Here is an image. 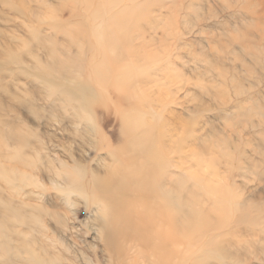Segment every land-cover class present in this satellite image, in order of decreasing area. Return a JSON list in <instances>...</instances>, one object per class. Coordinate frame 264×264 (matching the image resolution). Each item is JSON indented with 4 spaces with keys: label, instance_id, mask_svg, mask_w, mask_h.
Wrapping results in <instances>:
<instances>
[{
    "label": "rangeland",
    "instance_id": "374dc122",
    "mask_svg": "<svg viewBox=\"0 0 264 264\" xmlns=\"http://www.w3.org/2000/svg\"><path fill=\"white\" fill-rule=\"evenodd\" d=\"M5 238L0 264H264V0H0Z\"/></svg>",
    "mask_w": 264,
    "mask_h": 264
},
{
    "label": "bare ground",
    "instance_id": "6f19581e",
    "mask_svg": "<svg viewBox=\"0 0 264 264\" xmlns=\"http://www.w3.org/2000/svg\"><path fill=\"white\" fill-rule=\"evenodd\" d=\"M107 9H108V8H107ZM99 14H100V13H99ZM112 28H113V27H112ZM58 75H60V74H58ZM47 80H48V79H47ZM47 82H48V81H47ZM61 86H62V85H61ZM63 88H64V87H63ZM65 91H66V90H65ZM80 91H81V90H80ZM66 92H67V91H66ZM55 93H56V92H55ZM57 93H58V92H57ZM60 93H61V92H60ZM61 97H62V96H61ZM73 98H74V97H73ZM73 98H71V99H73ZM63 99H65V98H63ZM66 101L69 102V101H70V98L67 97V98L64 100V102H66ZM83 104H84V103H83ZM81 106H82V104H81ZM75 109H76V108H75ZM147 130H148V129H147ZM145 131H146V130H145ZM145 131H144V134H145ZM134 134H135V133H134ZM154 135H155V134H154ZM136 136H137V134H136ZM140 136H141V135H140ZM140 136H139V137H140ZM142 136H143V134H142ZM132 139L134 140V139H136V138H133V137H132ZM155 139H156V138H155ZM155 139H154V140H155ZM154 140H151V141H154ZM139 141H140V140H139ZM128 144H129V143H128ZM149 144H151V143H149ZM141 145H142V144H141ZM147 145H148V144H147ZM143 146H144V145H143ZM152 147H153V146H152ZM138 148H139V147H138ZM131 149H132V148H131ZM140 150H141V149H140ZM148 150H149V149H148ZM132 151H133V150H132ZM140 152H141V151H140ZM142 154H143V152H142ZM144 154H145V153H144ZM150 154H151V152H150ZM137 155H138V154H137ZM145 155H146V154H145ZM153 155H155V154H153ZM147 156H148V155H147ZM149 156H151V155H149ZM140 157H141V154H140ZM145 158H146V157H145ZM148 158H150V157H148ZM127 159H128V158H127ZM139 159H140V158H139ZM139 159H138V160H139ZM23 160H24V159H23ZM143 160H144V159H143ZM140 161H141V160H140ZM140 161H139V163H140ZM145 161H147V160H145ZM150 161L152 162V160H150ZM155 161H156V160H154L153 162L155 163ZM141 162H142V161H141ZM136 163L138 164V162H136ZM148 163H149V162H148ZM127 164H128V163H127ZM147 165H150V163L147 164ZM142 166H143V164H142ZM144 166H146V165L144 164ZM151 166H153V165H151ZM151 166H150V167H151ZM155 166H156V165H155ZM150 167H149V169H151ZM77 168H78V167H77ZM130 168H131V167H130ZM133 168H134V167H133ZM135 168H136V167H135ZM143 168H146V167H143ZM152 168H153V167H152ZM74 169H76V167H74ZM132 170H135V169H132ZM136 170H138V169H136ZM75 171H76V170H75ZM143 171H144V170H143ZM154 171L156 172V167H155V170H154ZM154 171H153V173H150V174H151V175L154 174ZM165 171H166V170H165ZM60 172H61V171H60ZM139 172H140V171H139ZM149 172H151V171H149ZM161 172H162V171H161ZM161 172H160V173H161ZM75 173H76V172H75ZM108 173H109V172H108ZM145 173H147V172H145ZM163 173H165V172H163ZM167 173H168V172H167ZM78 174H79V173H78ZM129 174H130V173H129ZM136 174H137V171H136ZM161 174H162V173H161ZM76 175H77V174H76ZM138 175H139V174H138ZM145 175H146V174H145ZM145 175H144V176H145ZM151 175H150V176H151ZM163 175H164V174H163ZM163 175H162V176H163ZM62 176H64V175H62ZM73 176H74V175H73ZM79 176H81V174H79ZM150 176H149V178H150ZM155 176H156V175H155ZM155 176H154V178H155ZM159 176H160V174H159ZM165 176H166V175H165ZM165 176H164V177H165ZM168 176H169V175H168ZM160 177H161V176H160ZM63 178H65V177H63ZM77 178H78V176H77ZM77 178L71 179L70 181L67 179V180H68V183H69V184L72 183L71 185H73V188H75V189H76V188L78 189L77 186H80V185H77V183H76V182L79 180V178H78V179H77ZM96 178H97V177H96ZM139 178L142 179L140 176H139ZM145 178H146V177H145ZM154 178H153V179H154ZM84 179H85V178H84ZM84 179H83V180H84ZM151 179H152V177H151ZM156 179H157V177H156ZM158 179H159V177H158ZM166 179L169 180L168 177H167ZM170 179H171V178H170ZM93 180H94V178L92 179V181H93ZM107 180H108V179H107ZM137 180H139V179H137ZM147 180H148V179H147ZM147 180H146V181H147ZM161 180H164V179L162 178ZM168 180H167V182H168ZM171 180H173V178H172ZM139 181H140V182H141V181L143 182V179H142V180H139ZM139 181H138V183H139ZM177 181H178V180H177ZM66 182H67V181H66ZM82 182H83V181H82ZM84 182H85V181H84ZM96 182H98V179H97V181H94V182H93V183H94V186L97 187V183H96ZM105 182H106V181H104V183L102 182L103 184H102V183L100 184V182H99V184L102 185V186H100V188L102 187L103 190H108V189H109V188H108V185H109V184H107L108 182H107V183H105ZM152 182H153V181H152ZM152 182H151V184H152ZM160 182H161V181H160ZM167 182H166V183H167ZM171 182H172V181H171ZM179 182H180V181H179ZM179 182H178V183L176 182V183L179 184ZM116 183H117V182H116ZM156 183H157V181H156ZM156 183L154 184L155 187L158 186V185H157L158 183H157V184H156ZM162 183H164V182H162ZM168 183H169V182H168ZM197 183H198V181H197ZM64 184H66V183H64ZM81 184H82V183H81ZM95 184H96V185H95ZM118 184H119V183H118ZM144 184H145V182H144ZM147 184H149L148 181H147ZM147 184H146V187H147ZM172 184H173V183H172ZM84 185H85V184H84ZM88 185H89V183H88ZM90 185H91V184H90ZM142 185H143V184H142ZM152 185H153V184H152ZM156 185H157V186H156ZM175 185H176V184H175ZM179 185H181V184H179ZM81 186H82V185H81ZM85 186H86V185H85ZM120 186H121V185H120ZM120 186H119V187H120ZM136 186H139V185H136ZM164 186H165V185H164ZM166 186H167V185H166ZM166 186H165V188H166ZM172 186H173V185H172ZM181 186H182V185H181ZM195 186H197V185H195ZM65 187H67V184H66ZM83 187H84V186H83ZM96 187H95V188H96ZM148 187H149V185H148ZM173 187H174V186H173ZM176 187H178V186H176ZM86 188H87V187H86ZM98 188H99V187H97V189H96L97 191H98ZM100 188H99V190H101ZM120 188H121V187H120ZM157 188H158V187H157ZM174 188H175V187H174ZM179 188H180V186H179L177 189H179ZM81 189H82V188H81ZM122 189H123V188H122ZM122 189H121V190H122ZM124 189H125V188H124ZM143 189H145V187H144ZM169 189H172V187H171V188L169 187ZM88 190H89V189H88ZM96 190H95V191H96ZM103 190H102V192H103ZM113 190H114V189H113ZM116 190H117V187H116ZM118 190H120V189H118ZM145 190H146V189H145ZM153 190H154V189H153ZM158 190H160V189H158ZM180 190H181V188H180ZM183 190H184V189H183ZM67 191H69V190H67ZM73 191H74V190H73ZM80 191H82V190H80ZM80 191H79V192H80ZM84 191H85V189H84ZM76 192H78V191H76ZM89 192H90V191H89ZM107 192H109V191H107ZM168 192H169V191H168ZM176 192H178V190H176ZM95 193H96V192H95ZM95 193H94V194H95ZM109 193H110V192H109ZM166 193H167V192H166ZM173 193H174V192H173ZM89 194H90V193H89ZM96 194H97V193H96ZM103 194H104V193H103ZM116 194H119V193H116ZM180 194H182V193H179V195H180ZM101 195H102V194H101ZM104 195H105V194H104ZM119 195H120V194H119ZM121 195H122V193H121ZM123 195H124V194H123ZM149 195H150V188H149ZM153 195H154V193H153ZM160 195H161V194H160ZM83 196H84V195H83ZM86 196H87V193H86ZM99 196H100V195H99ZM108 196H109V195H108ZM108 196H106V199H105L106 201H109V200L107 199ZM150 196H151V195H150ZM157 196H158V195H157ZM89 197H92V196L90 195ZM97 197H98V195H97ZM112 197H113V196H112ZM112 197H111V198H112ZM114 197H115V195H114ZM126 197H127V196L124 195V198H126ZM128 197H129V196H128ZM171 197H172V195H171ZM173 197H175V196H173ZM177 197H178V196H177ZM181 197H182V196H181ZM68 198H69V197H68ZM87 198H88V197H87ZM109 198H110V197H109ZM121 198H123V197L121 196ZM153 198H154V197H153ZM162 198H164V197H162ZM162 198H161V199H162ZM178 198H179V197H178ZM178 198H177V201H174V203L179 202V199H178ZM91 199H92V198H91ZM100 199H101V198H100ZM117 199H118V198H117ZM68 200H69V199H68ZM105 200H104V201H105ZM124 200H125V199H124ZM129 200H131V199H129ZM132 200H133V199H132ZM142 200H143V199H142ZM155 200H156V198H155ZM158 200H159V198H158ZM173 200H174V199H173ZM91 201H92V200H91ZM104 201H103V204H102V205H104V203L108 204L107 202H104ZM115 201H116V200H115ZM120 201H122V200H120ZM160 201H161V200H160ZM184 201H185V200H184ZM110 202H111V200H110ZM116 202H117V201H116ZM133 202H134V201H133ZM138 202H139V201H138ZM151 202H152V201H151ZM161 202H162V201H161ZM169 202H170V201H169ZM172 202H173V201H172ZM172 202H171V203H172ZM181 202H182V201H181ZM135 203H136V200H135ZM171 203H170V204H171ZM90 204H92V203H90ZM95 204H96V203H95ZM111 204H112V203H111ZM113 204H114L113 206H114V208H115V205H116V204H115L114 202H113ZM130 204H131V203H130ZM132 204H133V203H132ZM162 204H164V203H162ZM172 204H173V203H172ZM172 204H171L172 207H173V205L176 206L175 204H173V205H172ZM186 204H187V203H186ZM188 204H189V203H188ZM108 205H109V204H108ZM133 205H134V204H133ZM138 205H139V204H138ZM156 205H157V204H156ZM113 206H111V208H113ZM141 206H143V205L141 204L139 208H141ZM168 206H170V205H168ZM177 206H178V205H177ZM180 206H182V205H179L178 208H180ZM172 207H171V209H172ZM184 207H185V205H184ZM186 207H187V206H186ZM189 207H190V206H188V208H189ZM104 208H105V207H104ZM104 208H103V209H104ZM120 208H121V207H120ZM124 208H125V207H124ZM182 208H183V207H182ZM106 209H108V208H106ZM106 209H104L105 212H106ZM152 209H153V208H152ZM152 209H151L150 211H152ZM158 209H159V208H157V210H158ZM164 209H165V208H164ZM174 209H176L175 211H177V207H173L172 210L174 211ZM186 209H187V208H186ZM99 210H100V209H99ZM111 210L113 211V209H111ZM131 210H132V209H131ZM145 210H148V209H145ZM169 210H170V207H169ZM169 210H168V212H169ZM182 210H183V209H182ZM101 211H102V210H100V212H101ZM107 211L109 212L110 210H107ZM134 211H135V213H136V210H135V209H134ZM141 211H142V210H141ZM154 211H156L155 208H154ZM154 211H153V212H154ZM162 211H163V210H162ZM132 212H133V211H132ZM148 212H149V211H146V214H142V215H141V213H140V216L137 215V214H136V215H137L138 217H140L139 220H142L141 217L144 216V215H146V216L148 217V219H149L151 213L149 212V213H150V214H149ZM170 212H171V211H170ZM178 212H179V211H178ZM178 212H177V214L179 215ZM186 212L188 213V211H186ZM101 213H102V212H101ZM109 213H110V212H109ZM130 213H131V212H130ZM137 213H138V212H137ZM184 213H185V212H184ZM138 214H139V213H138ZM160 214H161V213H159V215H160ZM172 214H173V212H172ZM177 214H176V216H178ZM101 215H102V214H101ZM130 215H132V214H130ZM134 215H135V214H134ZM152 215H153V213H152ZM165 215H166L165 217H162V219H163V218H165V219H163V221H159V223H160V226H159V227H161L162 225H163V226H167L169 222H172L171 217L168 216V215H170V214L167 215L166 212H165ZM173 215L175 216V214H173ZM173 215H172V216H173ZM105 216H106V215H105ZM108 216H109V215H108ZM154 216H156V215L154 214ZM162 216H163V215H162ZM170 216H171V215H170ZM123 217H124V216H123ZM157 217L159 218L160 216L157 215ZM61 218H62V217H60V219H61ZM124 218H125V217H124ZM127 218H128V215H127ZM127 218H125V219H127ZM142 218H143V217H142ZM154 218H155V217H154ZM173 218H175V217H173ZM173 218H172V219H173ZM111 219H112V218H111ZM132 219L134 220L135 218H132ZM148 219H147V220H148ZM162 219H161V220H162ZM103 220H106V218L103 219ZM130 220H131V219H130ZM133 220H132V221H133ZM143 220H144V219H143ZM164 220H165V221H164ZM175 220H176V219H175ZM107 221H108V219L106 220V222H107ZM137 221H138V220H137ZM68 222H69V219H68ZM109 222H110V220H109ZM133 222H134V221H133ZM104 223H105V222H104ZM111 223H112V222H111ZM142 223H143V221H142ZM108 224H109V223H108ZM113 224H114V223H113ZM137 224H138V223H137ZM170 224H171V223H170ZM130 225H131V224H130ZM111 226H112V227H115V225H114V226L111 225ZM135 226H136V225H135ZM112 227H111V228H112ZM128 227H129V226H128ZM130 227H132V226H130ZM100 228H101V227H100ZM107 228H109V227H107ZM105 229H106V228H105ZM97 230H98V229H97ZM100 230H101V229H100ZM111 230H112V229H111ZM117 230H119V229L117 228ZM117 230H116V232H117ZM104 232H105V231H104ZM96 233H97V232H96ZM128 233H129V232H128ZM99 234H100V237H99V238H101V241L105 242V241H104V237H105V235L101 234L100 232H99ZM125 234H126V233H125ZM106 236H107V235H106ZM129 236H131V235L129 234ZM111 237H112V234H111ZM133 237H134V236H133ZM105 238H106V237H105ZM129 238H131V237H129ZM113 239H114V238H113ZM113 239H111V240H113ZM103 242H102V243H103ZM112 242H113V241H112ZM110 243H111V241H110ZM110 243H109V244H110ZM132 243H133V241H132ZM123 245H124V244H123ZM107 246H108V245H107ZM104 247H105V246H104ZM104 247H103V248H104ZM65 248H66L67 252L69 253V256H71L70 259H71V261H72L73 264H74V263H77V264H78V263H82V262H85V261H87V262H91L90 259L87 258V257L85 256V254L83 253V251L79 249V247L77 246L76 243H69V244H66V245H65ZM126 248H128V247L126 246ZM95 249H96V248H95ZM104 249H105V248H104ZM128 249H129V248H128ZM8 250H9V246H8V244H7V239L5 238V239L2 241V243H1V249H0V252L2 253V255H4V254L7 253ZM126 250H127V249H126ZM131 250H132V249H131ZM103 251H105V250H103ZM111 251H112V250H111ZM113 252H114V250H113ZM107 255H108V253H107ZM121 256H122V255H121ZM121 256H120V257H121ZM123 256H124V254H123ZM107 257L109 258V256H107ZM116 257H117V255H116ZM118 257H119V256H118ZM118 257H117V260H120ZM34 258H35V257H34ZM35 259H36V258H35ZM35 259H34V260H35ZM34 260H33V261H34ZM56 260H57L56 258H53V262H55ZM36 261H37V260H36ZM65 261H66V260H65ZM108 261H109V260H108ZM110 261H112L111 257H110ZM110 261H109V263H110ZM49 262H50V261H49ZM119 262H121V261H119ZM123 262H124V261H123ZM49 264H51V262H50ZM91 264H92V263H91Z\"/></svg>",
    "mask_w": 264,
    "mask_h": 264
}]
</instances>
